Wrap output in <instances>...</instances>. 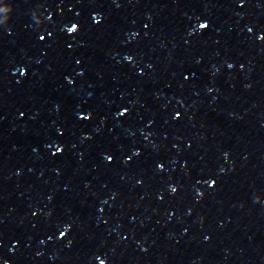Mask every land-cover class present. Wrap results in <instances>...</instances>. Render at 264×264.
<instances>
[{
  "label": "water",
  "instance_id": "95a60500",
  "mask_svg": "<svg viewBox=\"0 0 264 264\" xmlns=\"http://www.w3.org/2000/svg\"><path fill=\"white\" fill-rule=\"evenodd\" d=\"M0 13V264H264V0Z\"/></svg>",
  "mask_w": 264,
  "mask_h": 264
},
{
  "label": "snow or ice",
  "instance_id": "6c2138e0",
  "mask_svg": "<svg viewBox=\"0 0 264 264\" xmlns=\"http://www.w3.org/2000/svg\"><path fill=\"white\" fill-rule=\"evenodd\" d=\"M8 2H9V0H0V3H8ZM234 2L236 3L237 7H240V6H243L244 5L245 0H234ZM0 15H5V14L4 13H0ZM98 17H99L98 15L93 16V23H96V22L99 21V18ZM7 23H8V21L7 22H0V28H6ZM197 27L200 28V29H206L208 27V22L207 21L200 22V23H198ZM78 30H79L78 29V25L76 23H72L71 26H69V27L66 28V32L69 33V34H73L75 31H78ZM248 31L251 32L252 29L249 28ZM52 35L53 34L51 32L47 33V36L49 38H51ZM37 40L38 41H44L45 40V36L38 35L37 36ZM124 59L125 60H131L132 57L131 56H125ZM76 63L79 64L80 61L77 60ZM229 67H231V65H229ZM18 71H19V73H20L21 76L25 75V73H26V69L24 67H20L18 69ZM65 79L68 81L69 84L72 83V81L70 79H68L67 77H65ZM19 82L20 81H17V83H19ZM126 112H127V109L122 108L121 110H119L116 113V115L117 116H123V115H125ZM87 118L88 117H85V119H87ZM57 131L59 132V129H57ZM60 151H61V148L57 147L56 148V152L59 153ZM133 155H136V153L134 152ZM104 159H105V161H110V160L113 159V157L110 156V155H105L104 156ZM157 167H162V165H157ZM138 183H139V181H138ZM208 183H209V186H212L215 183V181L209 180ZM173 191H175V189H173ZM67 231H68V226L65 225L64 231H61L59 233V235L60 236H64ZM205 239H207V237H205ZM3 264H8V262L7 261H4ZM101 264H104V262L101 261Z\"/></svg>",
  "mask_w": 264,
  "mask_h": 264
},
{
  "label": "clouds",
  "instance_id": "9594fccd",
  "mask_svg": "<svg viewBox=\"0 0 264 264\" xmlns=\"http://www.w3.org/2000/svg\"><path fill=\"white\" fill-rule=\"evenodd\" d=\"M0 22H7V17H0ZM256 199L259 200L260 197L257 196Z\"/></svg>",
  "mask_w": 264,
  "mask_h": 264
}]
</instances>
